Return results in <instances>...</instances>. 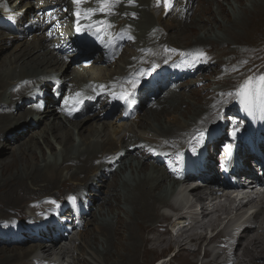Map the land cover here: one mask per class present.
I'll list each match as a JSON object with an SVG mask.
<instances>
[{"label":"bare ground","instance_id":"bare-ground-1","mask_svg":"<svg viewBox=\"0 0 264 264\" xmlns=\"http://www.w3.org/2000/svg\"><path fill=\"white\" fill-rule=\"evenodd\" d=\"M36 2L34 9L35 0H0V45L6 39H14L13 35L2 33L4 28L15 32V38L30 34L27 40L31 42L23 41L25 45L19 44L21 50L0 64V153L5 151L6 143L14 146L13 153L0 157V234L10 238L0 240V243L32 244L27 249L21 246L1 247L0 264H14L16 260V263L23 264L21 262L26 258L30 260L26 264H108L106 261L115 256H119L121 261H133L138 255L136 250L140 243L136 238L140 233H133L132 226L125 229L126 236L117 238L119 243L115 238L112 241L111 247L115 245V250L119 249L120 253L116 252L117 255L114 253L107 259L99 253L106 248V239L114 236L107 227H115L116 232L122 223L121 219L110 217L109 203L116 202V206L118 200L127 201L130 206L132 203L139 205L142 210L138 214L133 207L123 205L120 209L127 215L123 216L124 220L131 221L132 214L155 218L152 227L147 226L148 233L156 234L149 242L154 250L165 244L167 248L176 244L178 249L191 244L184 248L185 252L175 249L170 258L160 257L163 259L160 264H171L176 259L185 262L187 254L193 253L194 248L203 251V256L199 261L196 253L191 264H234L236 258L237 264H264V189L260 194L254 192L253 195L252 191L254 182L264 187V104L260 107L254 104L255 100L264 101V71L250 72L242 78L240 90L248 82L253 83V88L250 85L248 91H255V95L253 98L246 96L248 91L244 88L240 94L243 100L239 103L233 102L239 78L222 87L213 83L216 87L212 90L206 88L210 87L205 79L207 74L197 76L202 84L200 88L192 86L196 83L192 73L184 79L181 77L184 73L173 77L175 70L169 67L175 66L166 65V60L171 57L178 60L188 58L182 68L184 71L203 61L206 62L203 67L215 62L214 66L208 67L214 68L208 74L219 69V60L212 52V45L202 42L200 33L194 41L184 42L185 45L190 44L188 46L176 44L174 34L183 33L188 20L199 8L192 7L190 0ZM236 2L239 4L237 7L245 4L238 17H234L236 12L231 7L233 26L237 28L245 27L250 16L264 12V0ZM130 3L147 7L136 21L128 18L127 4ZM213 10H207L209 20H216L215 15L222 13L224 8L219 3L215 12ZM224 15L228 13L224 12ZM5 20L8 23L3 25ZM213 25V28H220L215 22ZM195 40L200 44H192L198 43ZM123 42L137 44L136 50L129 53L128 59L119 58L112 63L109 57L123 51ZM187 50L188 55L184 53ZM82 51H89L90 59L96 55L93 62L76 64L88 56ZM207 56L209 59L204 60ZM71 65L74 69L70 73ZM260 68H264V64L258 70ZM221 72L223 77L230 75V70ZM249 74L250 79L245 78ZM50 84H54L56 91L64 88L63 104L58 102L62 92L51 97L44 93V87H50ZM152 84L154 91L151 95L154 98H150L147 91ZM196 89H202L201 96H198L202 110L195 111L187 120L185 112L174 114L181 103L180 92ZM224 91L231 95L227 101L221 100ZM184 97L181 99L189 102L187 110L194 109L193 102ZM97 99L102 101L101 106L97 105ZM96 105L100 107L98 111ZM116 105H120L119 116L123 122L102 121L110 107ZM142 111L143 114L149 113L146 115L149 123L142 122ZM171 111H174L170 114L173 122L163 121L162 117ZM77 113L81 118L74 121ZM18 116H25L24 127H14ZM42 123L46 127H40ZM145 124L150 128L146 133L142 131ZM159 126L160 129L157 128ZM29 127H34L31 132H36L35 137L41 138L44 147L38 139L25 138V129ZM55 142L59 147L53 152L57 146ZM221 144L229 150L226 160L223 159L226 153L219 149ZM44 148L49 152H43ZM219 156H222L221 161ZM225 162V170L212 165L218 163L222 167ZM124 168L129 173L119 172ZM134 169H138V174L134 173L136 177L130 176ZM65 180L72 185L56 189ZM113 181L120 183L119 188L116 185L113 188ZM169 184H172L171 190L167 188ZM212 185H220L222 191H214ZM99 186L102 191H99ZM165 186L168 192L163 190ZM52 188L56 189L54 193ZM236 189H249L246 191L249 198L244 205H241L244 197L230 191ZM180 190L190 194L186 203L174 200ZM110 192H114L113 198L106 196ZM92 196L96 201L99 198L101 203L102 198L108 201L103 207L95 205L96 216L88 233L100 230L101 235L90 238L81 232L85 227L79 224L93 205ZM24 198L31 200L30 214L41 213L44 201L59 202L58 211H49L47 217L50 221L44 222L45 229L40 224L43 214H38L41 216L39 222L26 227H18L15 223L11 211ZM66 199L72 201L73 209H64L68 206ZM249 203L252 206L243 210L245 216H242L240 226L234 227L241 219L238 216L223 224L227 216L244 209ZM234 204L237 205L234 207ZM63 209L65 212L61 213ZM174 216L184 222L183 227L170 228L174 226ZM67 232L69 234L64 235ZM19 235L22 240H18ZM78 238L85 244L83 249L74 245ZM206 242H213V246L207 248ZM240 248L244 259L238 255ZM76 250L79 253L74 257ZM81 251L88 257L83 262L78 258L84 256Z\"/></svg>","mask_w":264,"mask_h":264},{"label":"rangeland","instance_id":"rangeland-1","mask_svg":"<svg viewBox=\"0 0 264 264\" xmlns=\"http://www.w3.org/2000/svg\"><path fill=\"white\" fill-rule=\"evenodd\" d=\"M30 1H33V0H30ZM40 1H42V0H40ZM183 1L184 0H182V2ZM219 3L221 5V7L224 8L223 12L222 13H217L215 15V19L216 20H209V18H208L209 12L207 10L208 9H214L213 12H215V10L217 9V5ZM36 4H37V2L34 3V5H35V6H33L34 9H36ZM178 4L180 6L182 3L180 2ZM189 4L192 7H196V8L199 7V8H198L197 12L194 13V15L188 20V24L184 28L183 33L180 34V35L174 34L175 37L174 36L173 37L176 39V42H177L176 44L179 45V46H181V47L188 46L190 44H186L185 45L184 42H186L188 40H191V41H188V42L194 41V39L197 38V33L198 34L200 33L203 36V38H202L203 40H201V41L202 42L205 41L204 43H207V44H211L212 45V47H213L212 48L213 49L212 52H215L216 53V56H217V58L219 60V63H217V67H219V69L217 71H213L211 74H208V72H210V70H213L214 69V68L208 69V67L209 66H214L215 65V62H209L208 63L209 65L203 67V65L206 63L205 61H203L199 65L197 64L195 66V68L190 69L189 71H187V70L184 71V70H182V68L184 67L185 60L188 59L187 57L184 60H182V59L181 60H178L175 57H171L170 59L166 60V62L168 63L166 65L173 64V66H175V67H169V68H174V70H175V73L173 74V77H175V76H181L180 73H184V76H181L184 79V78H186V76H189V74L192 73L193 76H194V80L196 81V83L194 85H192V84L191 85L193 87H197V88H200V86L202 85L201 84V81L199 80V78H197V76L198 75H202V74H204V75L207 74V75H205V79H207V81H209V84L208 85L210 87H206V88H209V89H212V90L216 87V85H214V84H217V87H222V86L227 85V84H233L235 82V80H237V78H239L240 81L237 82V84L235 85V88H234V92H235V95L236 96L234 97V100H233V102H236V103L238 102L239 103L240 101L243 100L242 95H240L242 93V91H241L242 89L240 90V86H241L242 81H243L242 78L247 73H250V72H262V71H264V68H260L258 70V68L261 66V64H264L263 63V61H264V46H263L264 45V12L260 13L259 15L250 16L247 19V22L245 24V27L237 28L236 26H233V23H235L233 18L234 17H238L239 15H241V11H242L241 9L245 6V4H242L240 7H237L239 4L236 2V0H202V1L190 0ZM231 7H233L235 9V12H236V13H234V17L232 15V9H231ZM127 8H128V11H129L128 18L130 20H132V21H134V20L136 21V20L140 19L142 17L143 12L144 11H147V7H145L144 5H142V7H141V6L136 5L134 3L127 4ZM224 12H225V14L228 13V15L225 16L224 15ZM229 14L231 16H229ZM214 22L217 23L220 26L219 29L216 28V27L213 28L214 27V25H213ZM7 23H8L7 20H5L4 22H2L3 25L4 24H7ZM155 24H157L158 27L160 26L157 22H155ZM225 27L226 28H229V31H227V29ZM206 29H210V30L207 31ZM231 29H232V31H231ZM51 30H52V28H51ZM2 33L3 34L4 33L11 34V35L14 36V39H6L4 37V39H6V41L3 43V45H0V48H1L0 49V64H2L4 62V59L5 58L9 59L10 57L13 56L12 54L19 52L21 50V48L19 47V44H21L23 41L24 42L25 41L26 42H30L29 40H27V36L30 35V34H27V35L26 34H23L22 35L23 38L22 37H19L18 34H17L18 37L15 38V35H16L15 32L12 33V31H10V30H8L6 28L3 29ZM1 36H3V35H1ZM214 39H216V40H214ZM195 41L198 42V40H195ZM192 44H200V42H198V43H192ZM22 45H25V44L22 43ZM136 45H134V43H132V42L126 43V44L123 42L122 43L123 51H121L120 53H118V55H116V56L109 57L110 58V61L112 63H115L117 61V59H119V58L121 60L128 59L129 53L131 54L134 50H136ZM261 47H263V49L260 52ZM97 51L99 52V49ZM186 52H188V50L185 51L184 53H186ZM186 55H188V53H186ZM251 55H254V57H252ZM67 57L69 58V55ZM209 57L210 56H207L206 59H204V60H208ZM73 69L74 68L71 65V68H69V72L71 73V71ZM221 70H230V75L223 77V72H221ZM147 71H151V70H147ZM207 81H205V82H207ZM211 82H212V84H210ZM250 85L253 88V83H250ZM48 87L49 86H47L46 88L44 87V89H45L44 90V93L47 96H49V97L56 96L57 95V92L58 93L59 92H62L61 94H59V97L60 98H59V101H58L61 104L62 103L61 98H62V95L64 94V88L62 90L56 91V89L54 88V84H50L49 90H48ZM153 87H154V84H152V86H150V87L147 88V91H148V94H149L150 98H154V96L151 95V94H153V91H154L153 90ZM263 87H264V84H263ZM245 89H246V91L249 90V89H247V87H245ZM254 92L255 91H248L245 95H251ZM132 94H133L134 97L136 96V93H132ZM201 94H202V89H199V90L196 89V90H193L192 92H187L186 90H182L180 92V96H179V99L181 100L180 105L175 110V113H174V111H171L170 113H168L169 116L168 115L163 116L162 117L163 121L165 119L166 122H173V118H171L172 116H170V114L171 113H174V114L181 115L183 112H185L184 118L186 120L187 119H190V116L195 111H201L202 110V108H201V104H202L201 103V100L198 99V96L200 97ZM225 95H226V97H225ZM230 96L231 95H230L229 91H226V92L224 91V96L221 97V100L222 101H227V100L230 99ZM131 97H132V95H131ZM160 97H162V95H160ZM183 97L184 98L187 97V98H189L193 102L194 109L187 110L188 106L186 107V104L189 105V102L187 101L188 99H181ZM97 101H98V104L97 105L98 106H101L102 101H100V99H97ZM254 104L257 107H260L262 104H264V101L259 102V101H256L255 100L254 101ZM97 105H96V111H98L99 108H100ZM27 108L28 107H26V109ZM151 108H152V110H155L153 107H151ZM120 113H121L120 105L112 106L108 110L107 116H103V118L101 120L102 121H106V122H110V123H111V121H114V122L116 121L117 123H121V122H123V120H121L122 118H120V116H119ZM143 113H144V111H142L141 112V115H140V117L142 118V122L145 121L146 123H149L148 119H146V117L149 115V113H147V114H143ZM85 114H88V112H85ZM24 117L23 118H19V116H18L17 118H19V119L16 120V122L12 121V122H14V124H13L14 127H17V128L24 127V125L26 124ZM79 118H81V116H79V113H77L76 117H74L73 120L76 121ZM179 123L181 124V121ZM146 126H147V124H145L144 127L142 126L143 127L142 128V131H144V133L150 131V128H146ZM40 127H42V128L43 127H46L45 123L40 124ZM157 128L160 129L161 127L159 126ZM33 129H34V127H29V128H26L25 129L26 130L24 132L26 134L25 138L26 139H30V140L33 139L32 141H35V140L38 139L40 141V144L41 145L44 144V142L41 141V138L35 137L34 134H36V132L35 133L34 132H31ZM35 129H36V127H35ZM244 138H245V136H244ZM121 141H124V139H122ZM6 144L7 145L4 146L5 147V151H3L4 153L3 152L0 153V157H4V156H7L9 153H13V147L14 146L12 144H10V143H6ZM55 144L57 146L54 147V149L52 150L53 152L56 150V147L57 148L59 147L57 142H55ZM42 146L44 147V145H42ZM43 152L48 153L49 152L48 148H44V151ZM146 154H148V153H146ZM134 170H135V172H133ZM134 170H131L132 172H130V174H131L130 176L136 177V175L138 174V171H137L138 169H134ZM123 171L129 173V170L128 169H125V168L123 170L119 171V172H123ZM119 172H118V174H121ZM136 172H137V174H134ZM139 173L141 175V172H139ZM82 175L83 174L81 173L80 176H82ZM55 180H57V179H55ZM66 182L67 181L65 180L62 183V185L58 186L56 189H61L63 187L72 185L70 182H67V183ZM115 185L118 186V188H119L120 183H117L116 184V181H113L112 182L113 188L115 187ZM166 186L164 187L163 190H167L166 192H168L169 190H171L172 184H169L168 185L167 188H170L169 190L166 188ZM11 189H12V187H11ZM53 189L54 188L51 189V192L54 193L56 191V189H54V190ZM103 190H105V189L103 188ZM99 191H102V188L100 186H99ZM162 191H161V193H162ZM198 191H200V190H198ZM51 192H49V193H51ZM113 193L114 192L107 193L106 196L108 198H113V196H112ZM92 199H93V196H92ZM27 200H28L27 198H24L23 200H19L18 205L16 207H14L12 209V211H11L12 217L14 218V221L18 225V227L19 226L26 227L27 225H31V223H37V222H39V219L41 218V216H39L38 214H43L42 221L48 222V221H50V219H48V217H47L48 214H49V211H55V212L58 211L57 210V207L59 205V202H57V203H53V202L50 203V201H44V203L41 204V206L43 208V211L41 213H38V214H36V213L35 214H30L29 213V209L31 208V205L29 204V202L31 200H28V201ZM97 200L99 201L100 199L97 198ZM98 201H96V200L93 201V205L91 206L88 215H86L81 220V223L79 224L80 226L85 227L84 230H82L81 232L85 233V235L88 234L90 238L95 237V235H97V234L98 235L99 234L101 235V231L100 230H95L92 234H89L90 233V228L89 227H92V225H91L92 224V221L94 220V216H96V215H94L96 213V211H97V210H95V205H101L100 207H103L104 206V203L107 202L108 200L107 199L104 200V198H102V201H103L102 203L100 201L99 202ZM48 203H50V204H48ZM66 203H68V206L64 207V209L68 210L69 208H72V209L74 208V206L72 204V201L70 199H66L65 204ZM115 204H116V202H113V204L112 203H109V206H111V212H112V214H110V217L112 218L114 216V217H117L118 219H121V222L123 224H125V225H123L122 223H120L119 224V227H118L119 229H117L116 232H114L115 231V227L114 228L112 227L111 229L107 227V230H111V234L114 233V236H112L109 239H106V243H107L106 248L105 249H101L99 253L102 254V256L105 259L110 258V256H112L114 253L117 255L116 252L120 253L119 249H116L115 250V248H114L115 245H114V247H111L112 246V241L115 238L116 239V242L118 241V243H119L120 241L117 238H120L122 236H126L127 235L125 233V232H127V230H125L127 228V226H132V230L134 229L133 230V233H137V231L140 233V234L137 233V234H139V238L138 237L136 238L137 239V242L139 241L140 245H139V249L136 250V252L138 253L137 258L134 259L133 261H130V259H125V260L121 261L120 258H119V256H118V258H117V256H115V257H111L110 260H107L106 263L109 262L110 264H113V263L114 264H152V263L153 264H160L161 261L163 260L160 257H166L165 259H167V257H170L171 256V254L173 253V251L175 249L178 250L179 252H185L186 249H184V248L187 247V246H189V245H191V244L187 243V244H185L187 246L180 247L178 249V247L176 246V244L171 245L170 248H167L166 247V244H165V246H160V248L161 247L162 248L164 247L165 249L161 250L160 248H158V249L156 248V250H154L153 249L154 246H151L149 244V242H151V239L154 238L156 236V234L154 232L151 233V234L148 233L149 231L147 230V226L152 227V224L155 222V218H153V217L152 218H149V216H146L145 214L143 216H140L141 217L140 218V217H138L136 215L133 216V214H132L131 221L132 222L134 221L132 223L129 220H124V218L127 215H124V213L122 212V210L120 209V207H122L123 205H126V206L131 207V208L133 207V209H135V211L138 214H141L140 212H142V210L139 207V205L135 206L134 203H132L131 206H130V203L129 202L122 201V200H118V204L116 206H114ZM249 204L250 205H247V207L245 206V208L248 209L250 206H252L251 203H249ZM28 205H29V207H28ZM115 207H117V208H115ZM245 208L244 209H240L237 212H232L231 215H229V216H227V218H225L226 220L224 219V221H223L224 223L223 224L226 225L225 222L232 221L233 218H236L237 216H238L237 218H241L240 221L238 222V220H237V222L238 223H241L242 220H243V217L242 216H245V213L243 212V210L245 211ZM44 209H47V211L44 210ZM64 209L61 211V213H63ZM123 216H124V218H123ZM138 218H140V219H138ZM230 218H231V220H230ZM144 219H146V220H144ZM8 221H10V218H9ZM42 221H40V224L45 229V223H43ZM147 221L149 222V224H147L148 223ZM237 222L235 223V226L234 227H236L238 225ZM230 230H232V229H230ZM219 231H222V230H219ZM258 232H261V230L258 229ZM27 233L30 235V232H27ZM31 234L35 236L34 233H31ZM67 234H69V233L67 232L64 235L67 236ZM208 234H210V233H208ZM235 234L237 235V233H235ZM235 234H234V238H237V236H235ZM165 237H167L168 239H171L168 236H165ZM21 238L22 237L19 235L18 236V240H22ZM207 238H205V239H207ZM5 239L10 240V238H7V237H5V236H3V235L0 234V240L2 241V240H5ZM130 239L131 238H129L128 240H130ZM163 239H165V238H163ZM58 240H60V239L58 238ZM160 240H162V239H160ZM78 241H79V243H77ZM145 241H147V244H146ZM210 241H212V240H210ZM7 242H9V241H7ZM183 242H185V241H183ZM191 242L192 241H190V243ZM202 243H204V240H202ZM212 243L213 242H211V244H209V243L207 244V242H206L207 248L212 247L213 246ZM30 245H32V244L27 243V242L19 243V245H14V243H9L7 245H2L0 243V248L1 247H6V246H8V248H13L15 246H21V247H23V249L24 248L27 249V248H29ZM74 245L75 246L76 245L79 246L80 249H83L85 247V244L81 241L80 238L77 239V241L74 243ZM173 246H174V248H173ZM150 249H151V251H150ZM239 250H241V248ZM148 252H151V253H148ZM77 253H79V250H76L73 253L74 254V257H76V255H78ZM81 253L84 254V256H79L78 258H79V260L81 262H83L88 257H87V254H85L84 251L83 252L81 251ZM241 253H242V250H241L240 253H238V255L240 257H242V259H244L243 254H241ZM187 255H189V256H186V257L188 259H190V260L187 259V261H185V262H178V259H176L175 261H172L171 264H176V263H178V264H191L192 262L194 263L193 260L196 259V256L195 255H197V258H198L197 260L200 261L202 259V256H203V251L200 252V251H198V249L194 248L193 253H191V251H190V253H188ZM124 257L125 256H123V258ZM236 259L234 260V264H237V260ZM16 261H13L14 264H20V262L19 263H16ZM29 261H30L29 258H26V259L22 260L21 263L26 264V263H29ZM190 261H191V263H190ZM204 262L207 263V261H204ZM196 264H198V263H196Z\"/></svg>","mask_w":264,"mask_h":264}]
</instances>
